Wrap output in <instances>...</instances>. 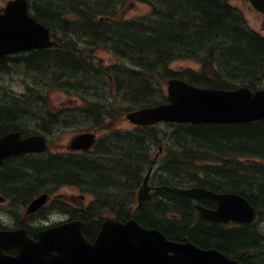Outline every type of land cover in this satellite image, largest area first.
I'll return each instance as SVG.
<instances>
[{"label": "trees", "instance_id": "16d2710c", "mask_svg": "<svg viewBox=\"0 0 264 264\" xmlns=\"http://www.w3.org/2000/svg\"><path fill=\"white\" fill-rule=\"evenodd\" d=\"M32 16L55 36L52 49L0 57V73L23 69L27 75L20 95L0 90V136L20 131L48 135L59 128L105 130L93 154L28 155L9 162V175L0 183L31 198L39 190L76 186L93 194L94 203L81 217L84 235L92 240L100 213L120 217L130 200L126 194L140 184L152 159V146L162 144L166 158L152 183L162 187L134 214L146 228H156L172 240L186 235L241 258L251 246L255 229L230 231L200 221L192 232L191 208L178 188L199 186L244 196L264 213V120L247 124L168 125L134 132L113 130L118 111H131L166 101L163 85L169 78L190 84L232 89L256 88L264 80V37L248 28L230 0H28ZM149 7L139 18L123 19L128 2ZM106 51L112 64L95 57ZM191 59L202 66L173 71L175 61ZM49 91L80 100L76 108L53 112ZM26 201H24L25 203ZM130 210L127 208V211ZM181 211V212H179ZM130 215L128 211L127 216ZM183 221L170 233L161 225L168 216ZM239 230V231H238ZM225 246V248L227 247ZM247 247V248H246ZM246 248V249H245Z\"/></svg>", "mask_w": 264, "mask_h": 264}, {"label": "water", "instance_id": "95a60500", "mask_svg": "<svg viewBox=\"0 0 264 264\" xmlns=\"http://www.w3.org/2000/svg\"><path fill=\"white\" fill-rule=\"evenodd\" d=\"M264 14V0H250ZM49 30L28 12L27 0L9 1L0 13V57L23 51L52 47ZM168 103L142 108L126 114L138 126L157 122L177 123H248L264 119V90L251 93L247 88L234 91L201 89L172 79L167 86ZM94 134H81L70 140L68 149L88 150ZM42 136L21 139L18 132L0 138V162L10 156L42 152ZM150 173V171H149ZM149 173L138 190V202L147 197ZM189 197H209L218 209L197 207L201 216L212 222L237 221L250 223L255 211L240 195H215L201 189L182 190ZM46 195L35 199L27 214L37 211ZM84 223L71 222L39 231L31 239L25 229L0 231V264H239L216 250H202L189 242L169 241L156 229L140 227L135 220L126 222L106 219L94 241L82 235ZM14 250V256L4 254Z\"/></svg>", "mask_w": 264, "mask_h": 264}, {"label": "rangeland", "instance_id": "374dc122", "mask_svg": "<svg viewBox=\"0 0 264 264\" xmlns=\"http://www.w3.org/2000/svg\"><path fill=\"white\" fill-rule=\"evenodd\" d=\"M11 0H0V10L5 7V5ZM232 5L237 8L241 14L244 17V20L247 24V26L255 31L256 33L262 35L264 37V16L256 12L249 4L248 0H231ZM149 13V7L145 4L137 3V2H128L126 6L122 9V12L120 14L121 18L123 19H132L139 16H143ZM95 56L97 58H100L102 63L105 65L112 64V57L109 53L106 51H98ZM173 71L182 70L185 68H190L194 70L199 69V64L191 59L181 60L174 62L171 67ZM27 75L23 74V69L20 67L17 68L16 71H11L9 73L2 72L0 73V90L1 93L4 94V91L12 94L13 92L16 95H20L24 91V80H26ZM28 82V80H26ZM165 85H163V90L165 92ZM262 88H264V83L262 85ZM49 97H50V106L53 108V112H57L60 110L72 108L73 105L78 106V101H73L74 104H72V101L62 92L59 91H49ZM1 96V94H0ZM126 112L118 111V119L117 121H114V124H112V128L115 130H128L132 128V125L124 119V114ZM79 129H57L55 130V134L48 137V141L50 142V147L52 148L53 152H61L64 151L67 143L69 140L77 133ZM104 133V132H102ZM52 134V133H51ZM157 152V150L155 151ZM154 152V153H155ZM137 191V190H136ZM51 195H49V198H56V197H64V199L70 204L71 199L75 198L74 202L71 204L74 207L82 206V204H88L91 200L92 195H85V202L84 200H79L78 197L80 194L72 189V187H62V188H54L50 190L49 192ZM128 198H130L129 204H132L133 210L136 207V200H135V191H132L129 194H126ZM1 196V194H0ZM127 200H123V203L125 204ZM0 211H2L0 209ZM5 222L10 225L12 222L10 212L2 211ZM50 223H55L59 220H64L62 216H54L50 217ZM262 220H264V213L262 214ZM2 220H0L1 222ZM6 225V226H8ZM39 225V224H38ZM259 228H263L264 230V222L263 224L260 223Z\"/></svg>", "mask_w": 264, "mask_h": 264}, {"label": "flooded vegetation", "instance_id": "af4514ba", "mask_svg": "<svg viewBox=\"0 0 264 264\" xmlns=\"http://www.w3.org/2000/svg\"><path fill=\"white\" fill-rule=\"evenodd\" d=\"M12 160L15 159H5L2 161L1 165H0V176H7L9 175L7 173L9 168V162H11ZM12 186H7L4 185L3 183H0V190H2V192L0 193V209L2 211L5 212H10L11 216H7V217H11L12 218V222L10 225H8L5 220L4 217H0V220H2L0 222V227H7V228H38L40 226H46L49 225L47 223H50V217H54V216H62L64 218V220H59L56 221L55 223H52L50 225H54L57 223H61L64 221L69 220L72 215L70 214V212L73 215H78L80 216L83 211H85V207L86 204H82V206H78V207H74L71 204L75 201V198L71 199L70 204L64 199V197H56V198H47V204L46 206L42 207L40 210H38L36 213L33 214H29L26 215V209L28 207V204L38 195L42 194V193H47L48 195H51L49 192L50 191H42L39 190L35 195H33L31 198L28 199H24V197L22 195L19 194H15L11 188ZM62 188V187H61ZM161 188V187H158ZM74 189V188H72ZM76 190V189H74ZM77 191V190H76ZM78 192V191H77ZM79 193V192H78ZM80 196L78 197L79 200H84L85 195L84 193H79ZM24 201H26L24 203ZM85 202V200H84ZM204 204V207L210 209V210H214L217 207V204L213 201H210L208 199H197V200H192V199H188L187 204L185 205V208H190V207H194L197 204ZM2 211H0L1 216H3ZM59 213V214H58ZM64 214V215H62ZM39 224V225H38ZM261 224H263V222H261ZM8 225V226H6ZM246 226H241L240 229L245 231ZM31 234V233H30ZM32 235V234H31ZM34 236L36 235V233L33 234ZM195 245L201 247V248H211L212 246L210 245H206L203 244L201 242H198L197 240L194 239L193 242ZM251 246L248 247L247 250L242 251L241 252V258L240 261L242 264H244V262L248 259H254L256 264H264V259L260 258L263 256L264 252H257L254 251L253 249L257 250L260 248V251L262 250V245L264 244V230L263 228H259L257 230H255V237L253 238V241L251 242ZM227 246V245H225ZM225 246L219 247V249L225 250V251H231L234 250L235 247H230L227 246L225 248ZM247 248V247H246ZM245 248V249H246ZM252 250V251H251ZM259 257V258H258Z\"/></svg>", "mask_w": 264, "mask_h": 264}]
</instances>
